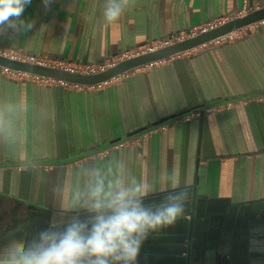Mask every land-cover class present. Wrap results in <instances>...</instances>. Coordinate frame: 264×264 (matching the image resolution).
<instances>
[{
  "label": "crops",
  "instance_id": "crops-1",
  "mask_svg": "<svg viewBox=\"0 0 264 264\" xmlns=\"http://www.w3.org/2000/svg\"><path fill=\"white\" fill-rule=\"evenodd\" d=\"M105 3L50 0L46 9L32 0L22 19L33 27L0 32V44L22 58L0 56L92 75L65 66L96 64L227 17L220 26L264 0L241 8L239 0H134L112 24ZM230 33L97 84L14 76L0 64V233L16 207L19 218L33 209L27 228L10 230L0 250L12 238L37 239L49 212L53 223L90 218L83 194L97 173L106 184L118 176L143 182L144 204L196 182L200 193L234 202L264 197V23Z\"/></svg>",
  "mask_w": 264,
  "mask_h": 264
},
{
  "label": "water",
  "instance_id": "water-1",
  "mask_svg": "<svg viewBox=\"0 0 264 264\" xmlns=\"http://www.w3.org/2000/svg\"><path fill=\"white\" fill-rule=\"evenodd\" d=\"M240 8L243 0H239ZM264 19V6L256 8L207 32L118 62L106 70L92 75L34 66L0 56V64L12 69L53 76L83 84L108 81L132 69L149 65L190 51L209 41L216 40L236 28L254 24ZM189 194L185 211L173 226L152 232L144 240L136 264H198L212 257L215 264H264V197L234 202L230 197H212L198 191V182L183 187ZM146 198H144L145 200ZM155 206L159 204H145ZM12 212L10 223L0 233V240L8 232L26 227L33 219L32 207L23 218ZM40 229L62 231L67 223H53L52 214ZM3 217L0 216V227ZM89 218L83 219L88 220ZM27 228V227H26ZM39 232V233H40Z\"/></svg>",
  "mask_w": 264,
  "mask_h": 264
},
{
  "label": "clouds",
  "instance_id": "clouds-1",
  "mask_svg": "<svg viewBox=\"0 0 264 264\" xmlns=\"http://www.w3.org/2000/svg\"><path fill=\"white\" fill-rule=\"evenodd\" d=\"M32 0H0V32L10 28L30 30L32 21L22 19ZM47 9L50 0H43ZM134 0H106L103 18L116 22ZM176 187L175 175L172 177ZM148 186L135 178L122 176L109 180L96 174L83 194L91 214L88 220L73 219L62 231L44 230L26 245L12 238L0 250V264H136L140 248L148 235L173 226L185 211L186 191L169 195L159 205L146 206ZM79 203L81 194L74 198ZM23 231V228L18 229Z\"/></svg>",
  "mask_w": 264,
  "mask_h": 264
},
{
  "label": "built area",
  "instance_id": "built-area-1",
  "mask_svg": "<svg viewBox=\"0 0 264 264\" xmlns=\"http://www.w3.org/2000/svg\"><path fill=\"white\" fill-rule=\"evenodd\" d=\"M263 6H264V4H263ZM250 11H252V8L247 9V10L245 9V12L243 10H239L238 15L242 16V15H244ZM226 19H227V17H224V18H221L218 20H212V21L206 22L204 24L192 26L190 29H188L186 31L175 33V34H172L171 36H169L167 38L154 40V41L148 42L146 44L137 46L135 48L125 50V51L113 56L112 58H110L108 60H105V61H102V62H99L96 64H84V65L77 67V68L75 66H70V65H67L65 67H67L69 70H72V71H78V72H83V73H88V74L97 73V72L106 70L109 67L114 66L115 64H117L120 61L129 59L131 57L138 56V55L150 52V51H154V50H157L159 48H162V47L174 44L176 42L185 40L187 38L196 36L200 33L207 32L208 30L215 28L216 26H218L219 24L224 22ZM259 22L264 23V19L259 21ZM231 35L232 34L230 33L228 36H231ZM228 36H224V37L227 38ZM219 38H217V39H219ZM0 53L3 55H6V56L13 57V58H22V56L19 53H17L15 50H9L8 48H5L1 44H0ZM27 59L34 60V61L39 62V63H45V64L47 63L42 58L35 57V56H28ZM157 62H160V61H157ZM157 62H155V63H157ZM151 64H154V63H151ZM151 64H149V65H151ZM57 65L63 66V64L60 62L57 63ZM2 68H3L2 69L3 72H5L7 74L14 75V76H17V75L27 76L28 75L27 72L17 71V70L11 69L9 67H2ZM120 76L121 75H118L115 78H119Z\"/></svg>",
  "mask_w": 264,
  "mask_h": 264
}]
</instances>
